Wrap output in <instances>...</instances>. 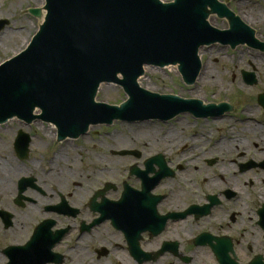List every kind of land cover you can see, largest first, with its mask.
Instances as JSON below:
<instances>
[{
  "label": "flooded vegetation",
  "instance_id": "1",
  "mask_svg": "<svg viewBox=\"0 0 264 264\" xmlns=\"http://www.w3.org/2000/svg\"><path fill=\"white\" fill-rule=\"evenodd\" d=\"M217 1L212 26L260 43L201 50L193 106L135 122L166 129L162 149L97 172L48 123L0 124V264H264V0Z\"/></svg>",
  "mask_w": 264,
  "mask_h": 264
},
{
  "label": "water",
  "instance_id": "2",
  "mask_svg": "<svg viewBox=\"0 0 264 264\" xmlns=\"http://www.w3.org/2000/svg\"><path fill=\"white\" fill-rule=\"evenodd\" d=\"M206 5L220 9L214 0H46L47 16L27 49L0 66V123L15 116L32 121L38 108L36 118L55 124L64 139L90 125L164 119L184 109L190 101L138 85L144 66L179 63L191 84L205 44L256 42L252 33L211 28ZM30 13L42 16L39 9ZM6 23L0 21V29ZM102 83L122 86L128 100L97 103Z\"/></svg>",
  "mask_w": 264,
  "mask_h": 264
},
{
  "label": "rangeland",
  "instance_id": "3",
  "mask_svg": "<svg viewBox=\"0 0 264 264\" xmlns=\"http://www.w3.org/2000/svg\"><path fill=\"white\" fill-rule=\"evenodd\" d=\"M163 1L170 2L171 0ZM43 5L44 0H0V19H6L8 22L3 26L4 29L0 30V64L4 60L12 57V55L21 52L25 48V45H27L28 42L33 38L32 35L41 26L39 25L41 23V20L34 17L33 15H30L29 10L36 7L42 9ZM23 41L25 42V45H22ZM217 64H222V66H224L225 68L229 66L222 61H218ZM147 69L148 70L146 71L145 68V75L141 79L143 80V82H145L143 84V87L149 92L158 94H178L181 97H191L193 94H197L196 92H191L188 89L183 90L184 84L181 82L179 73L177 72V70L175 71L174 68L159 70L153 67H147ZM219 76L220 78H223L224 81H226V79H229L227 74H219ZM101 86L110 89L108 90V92L102 91L101 89L99 90V94L97 96L98 102L102 101L118 106L122 102L127 100V96L125 95L121 86L119 87L113 84H103ZM208 88L212 89L213 86ZM141 126V124H133L131 126L125 123L121 124L120 122H116L111 125V127L100 126L90 128V133L84 138H80V140H77L74 143L75 148H73L71 151L77 158H79L77 159V162L81 158H84L88 163H95L93 167H95L96 170H99L97 172H102L103 169L109 168L119 169L121 167V164L118 161H120L121 158L114 156L113 152H123V150H136L142 152L144 149H146L143 148L142 145L147 141L153 142L155 144L154 150L156 151L163 148L164 143L162 136L165 135L167 130L165 129L163 131L162 129H159L160 127H157L156 124H148L147 127L149 128L146 129H142ZM150 128L151 130L156 129V131L154 132V137L149 135ZM47 130H50V128H36V131L43 135L44 139L46 140H48V134L44 135V133H46ZM128 139L129 143H131L129 146L128 144H123V141H128ZM155 140H161V142L159 144H156ZM63 146H65V143L63 144ZM65 150H67L68 152L69 148L67 147L65 148ZM145 153L146 154L144 155V158L151 154V152ZM98 159L103 162L101 166L96 163ZM105 163H109L110 165L103 166L105 165ZM103 173L99 175H93L95 179H100ZM89 174L92 173L89 172Z\"/></svg>",
  "mask_w": 264,
  "mask_h": 264
},
{
  "label": "bare ground",
  "instance_id": "4",
  "mask_svg": "<svg viewBox=\"0 0 264 264\" xmlns=\"http://www.w3.org/2000/svg\"><path fill=\"white\" fill-rule=\"evenodd\" d=\"M26 1H31V0H26ZM42 3H43V2H42ZM24 43H25V42L23 41L22 45H25ZM22 45H21V46H22ZM17 49H19V48H17ZM17 49H16V50H17ZM15 52H17V51H15ZM147 70H148V69L146 68V71H147ZM143 79H144V78H143ZM144 83H145V82H143L142 79H141V81H139V85H140V86H143ZM109 89H110V88H109ZM109 89H108V88H105L104 86L101 88V90H102V91H105V92H108ZM141 125H142V126H141L142 129H143V128H145V129H146V128H149V127H147L148 124H146V123H143V124H141ZM53 129H54V127H53V126H50V130H53ZM53 132H54V131H52V133H53ZM154 132H155V131H154ZM154 132H153V130H151V128H150V131H149L150 134H149V135H151L152 137H154V136H155V133H154ZM52 133H51V134H52ZM55 133H56V132H55ZM170 139H173V138L170 137ZM123 144H125V145L128 144V146H129L131 143H129V139H128V141H127V140L123 141ZM61 153H62V152H61ZM60 157H61V155H60ZM60 157H59V158H60ZM58 160H59V159H57V161H58ZM115 161H116V160H115ZM96 163H98V164L101 166L103 162H102L101 160L98 159V161H96ZM109 165H110L109 163H108V164L105 163V165H103V166H109Z\"/></svg>",
  "mask_w": 264,
  "mask_h": 264
}]
</instances>
